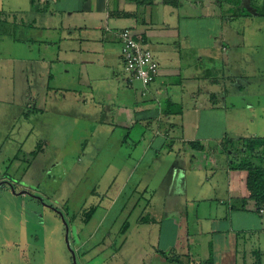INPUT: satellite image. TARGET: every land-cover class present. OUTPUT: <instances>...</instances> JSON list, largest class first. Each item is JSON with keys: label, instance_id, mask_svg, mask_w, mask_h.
<instances>
[{"label": "rangeland", "instance_id": "374dc122", "mask_svg": "<svg viewBox=\"0 0 264 264\" xmlns=\"http://www.w3.org/2000/svg\"><path fill=\"white\" fill-rule=\"evenodd\" d=\"M195 1L198 2L192 0L191 4L178 7L171 3L161 4L160 20L154 28H164L163 24L167 23L175 25L177 17L183 15L186 21H201L198 26L196 23L191 26L190 21L185 25L201 36L199 40H203L202 35L207 32L221 35L215 18L221 15L226 24L228 19L225 16L234 10L235 5L219 0ZM12 3L21 4V0H0V10H6ZM10 19L13 36L29 33L37 37L35 29L16 26L20 23L16 17L11 16ZM100 21L106 25L105 18ZM231 27V33H239L245 44L234 46L232 54L235 59L227 69L255 76L250 77L249 82L242 75L238 76L236 84L225 82L227 86L230 84L229 94L221 99V106L224 114L227 113L224 119L227 128L217 123L210 133L213 137L206 140L194 137L192 124L195 120L199 122L200 118L204 123L202 115L209 112L205 109L210 107L211 100L204 95L189 99L187 93L176 99L184 110L181 114L188 121L185 133L188 137L178 140L180 130L174 128L171 137L166 138L167 157L160 161L163 164L161 168L155 169H150L146 157L142 158L149 138L138 140L141 132L138 125L130 131L129 139L124 135H110L107 139L114 128L108 110L113 107L115 113L122 104L131 106L133 100H140L138 97L145 98L136 90L140 87L139 82L134 83V88L123 82L126 71L118 54L117 37H111V43L117 50L108 58L110 76L95 68L97 71L90 75L89 82L88 79L85 81L88 84L96 81L95 86L99 83L108 92L110 90L106 88L113 83L114 96L97 93L94 89L95 98L93 96L91 100L86 91H77L75 113L63 115L58 110L64 112L62 110L68 107L67 93L62 98L49 95L48 101L53 102L47 105L53 109L44 114L34 110L38 104L32 103L30 97L39 92L45 79L40 74L48 73L56 65L49 57L53 61L56 53L66 57L64 51L56 47L58 41L54 39L46 49L36 43L29 45L28 42L13 40L11 34L5 37L4 32L0 33V74L11 68L15 79L7 83L5 77H0L5 81L0 89V264H74L71 249L76 254V264H151L153 260L154 264H176L175 256L182 257L175 253L177 251L167 249L166 253L158 251V255H154L156 251L149 247L151 243H159L158 235L164 230V225L176 223L180 232V225L185 226V220L189 218V230L195 232L199 224L195 223L194 213L196 210L200 213L202 208L207 217L205 220L215 218L219 221L222 218L229 198L226 195L225 164H220L226 162L225 156L215 151L212 161L209 151L195 150L187 145V140L196 139L214 149L218 135L236 138L264 135V85H259L264 79V34L259 31L260 26L246 17L235 19ZM51 34L55 35V32ZM75 43L79 45L80 41ZM248 43L255 46L248 47ZM93 44L94 41L90 45ZM99 47L97 43L94 51L100 54L102 49ZM150 47L157 56L156 49L161 47L179 49V40L161 35L152 38ZM178 51L183 54L177 61L183 71L182 77L201 76L196 84L202 87L203 92L216 91L218 88L206 83L205 79L222 72V54L216 57L214 49L203 47L197 52L192 50L194 55L184 53V49ZM178 51L175 53L179 54ZM22 53L26 56L24 59L19 57ZM94 56L100 61L103 59L98 54ZM194 57H198V65L193 63ZM42 59L46 62L43 63ZM79 70L77 75H85V66ZM113 71L116 73L114 76ZM26 76L32 79V84L25 82ZM70 85L76 87L77 81ZM219 96L221 98V94ZM84 99H90L88 105L92 103L94 107L90 117L86 110L84 114L79 111L85 106ZM56 100L61 103L57 104ZM157 125L155 122L154 126ZM159 142L160 139L156 138L154 144L159 145ZM136 145L135 151L140 150V164L135 162L138 159L132 151ZM112 146L117 148V153L108 149ZM191 152L196 155V160L191 157ZM174 159L182 161L186 167L189 165L192 171L166 168V164H174ZM99 163L102 168H99ZM187 178L194 179L185 180ZM200 180L204 181L200 183L204 187L203 193L197 191ZM209 185H213L212 188ZM91 206L95 207V212L86 221L85 213ZM141 214L146 219L143 220ZM150 217H155L156 222H152L154 220ZM125 222L129 227L123 233ZM182 243L178 241L177 245L181 247Z\"/></svg>", "mask_w": 264, "mask_h": 264}, {"label": "crops", "instance_id": "0c3cea01", "mask_svg": "<svg viewBox=\"0 0 264 264\" xmlns=\"http://www.w3.org/2000/svg\"><path fill=\"white\" fill-rule=\"evenodd\" d=\"M188 2L191 4L192 0H184L183 5L186 6ZM161 4H165L164 0H142V3H138V0H39L34 4H31L29 0H21V4H10L6 10L11 13L9 15L10 17L13 15V17H16L17 22H20L16 26H20L26 30L35 29L37 37L31 36L29 33H25V35L20 37L13 36L12 32L14 28L12 27L13 24L11 23L10 17L5 18L3 23L5 37L11 34L10 38L13 40L24 41V44L28 42L29 45L36 43L37 46H43V48L45 46L46 49L50 48L52 41L55 39L58 41L56 45L58 50H63V54L66 55L64 57L56 53L55 61L49 57L51 63H56V65H53V68L48 73L45 71L40 74L43 79L45 78L39 87L40 90L36 95H30L32 103L38 104L37 107H34V110L44 114L45 112H49L51 108L53 109V107L47 105L53 102L48 101L49 95L52 94L62 98L63 94L67 93L68 107L62 110L64 112L58 110V113L60 112L63 115L69 114V112L75 113L74 106L77 91H86L91 96V100L93 96L95 98V92L114 96V91L112 90L113 83H109V86L107 85L108 87L106 89L110 90L108 92L99 83L95 86L94 83L96 81L90 84L85 81L88 79L89 82L90 78H92L90 75L97 71L95 68L99 72L107 73L108 75L106 74V76H110L111 65L108 63V58L117 49L120 55V44L115 49V46L111 43V37L113 35L110 34V31L114 32L119 28L130 27L138 37L141 35L142 38H146V42L149 45L153 37L164 35L165 37H173L182 44L189 46V48H185L187 54L194 55L192 50L197 52L198 48L202 49V47L207 50L214 49L216 52L213 54L216 57L222 54L220 58L222 61L223 77L216 82L211 77L205 79L206 83L208 82L218 89L204 93L201 89L202 87L196 84L197 81L202 79L201 76L193 75L182 77L183 71L179 62H177L178 59L180 61L183 55L178 51L180 49H175L179 54H176L175 50L162 47L160 50H158L159 48L156 49V57L160 59V61L158 59L160 64L159 78L154 83L149 84V86L144 87L140 85L139 88H136L137 92L145 95L147 99L140 96L138 97L140 100H133L131 106L122 104L115 113L113 112V107L108 110L111 120L114 121L112 124L114 128L107 139H110V135L111 137H123L124 135L125 138L129 139L130 131L138 125L139 130L141 129L138 140L142 141L146 137L149 138L147 148L142 153V158L146 157L148 166H151L150 169H155V167L161 168L163 164L160 161L167 157L165 145H167L168 140L166 138L171 137V131L174 128L180 130L177 136L178 140H184L188 137L185 134L188 130V121L181 114L184 113V110L179 112L178 108H176L178 105L176 99H181L186 93L189 99H196V97L204 95L205 98L208 97L211 100L209 103L210 107L205 109L209 112L202 115L204 123L200 118L199 122L195 120L192 124L194 126L195 138L198 137L199 139L205 140L206 138L209 139V137L212 138L213 136L211 137L210 133L214 130V126L217 123L226 129L224 119L227 118V113L224 114L223 112L219 94L222 95L224 93L225 95V82H228L229 80L227 78L232 75L230 73L231 69L227 68L229 63L233 64V59L235 58L232 54V49H234L236 44L238 45L234 33H231V26L234 22L231 21L224 24L221 17L215 18V24L219 28L221 35H214L211 32H207L202 35L203 40H199L198 37L201 36H198L196 32L191 31V28L185 25L190 21L192 23L191 26H193V23H196L198 26L201 24V21L196 19L186 21V17L183 15L177 17L175 25L167 23L163 24L165 26L164 28L160 26L154 28L160 20L159 10L161 9ZM104 8L106 9L105 11H103ZM103 18L107 20L105 26L100 21ZM254 20H257L261 24L262 18ZM182 25L184 26L181 28ZM65 28L66 30H64ZM225 28L228 30L225 31ZM48 29L52 31H46ZM52 32H55V35L51 34ZM56 32H59V34ZM189 33L193 35L189 36ZM237 35L240 36L239 34ZM230 36H233V43H231ZM77 40L80 41L79 45L75 43ZM93 41L94 44L91 46L90 44ZM97 43H99V48L102 49L100 50V54L94 51ZM94 54H98L100 57L102 56V61L94 56ZM82 56L84 57L83 60L81 59ZM19 57L24 59L26 56L22 53ZM197 58H193V63H198ZM10 59L12 57L9 54ZM45 62L43 61V63ZM81 66H85V75L83 76L80 73L79 75L76 74L80 71L79 68ZM49 75L53 76L50 77V80ZM0 77H5L4 80L7 83L8 81L15 80L11 68L4 70V74H0ZM24 78L26 83L32 84V79H28L27 76ZM75 80L77 81V86L73 87L70 84ZM5 81L0 79V89L5 84ZM134 87L132 85L129 88ZM94 89L96 91L93 94L92 91ZM222 90L223 92H221ZM88 100L90 99L84 100L85 106L80 107L79 111L83 113L86 110V115L90 117L94 112V107L92 103L88 105ZM168 100L169 102H173L174 105H170ZM56 101L57 104L61 103L60 100ZM108 103L111 105L109 101ZM74 115V118L77 119L76 114ZM209 121L212 123H209ZM155 122L158 123L156 127L154 126ZM123 123L127 124V126L125 127ZM219 136L215 138H221ZM156 138L160 139L159 145L154 144ZM137 141L136 144H138ZM137 146L133 147L134 150L132 149V151L138 159L140 150L135 151ZM108 149L114 153L118 152L114 146ZM191 157L196 160V155L192 152ZM157 161H159L158 164ZM135 162L140 164L141 160L138 159ZM166 165V168H170L173 171L184 169L189 172L192 171L189 165L186 167L185 163L177 159H174L173 165H171V162ZM98 166L99 168L103 167L100 163ZM188 179L194 178H187L185 180ZM203 182V180H200L197 186L199 193H203L204 191V187L200 184ZM212 186L209 185L211 188ZM226 191H228L226 195L229 196L228 207L227 211L222 215V218H219V221H216L215 218L212 221L210 219L208 221L205 220L207 217L202 208L200 213L196 210L194 213L195 217L193 216L196 219L195 223L199 224L198 228H195V232H190L189 230V218L185 220V226L180 225V232L176 223L165 224L164 230L160 231L158 235L159 243H151L149 246L156 251L154 255H158V251L166 253L167 249H170V251H177L175 253H179L184 257L187 256L191 264H205L208 259L212 260V264H264V213L261 215L253 210L232 208L234 196L230 194L229 186ZM149 203L150 201L146 202L147 206ZM141 215L143 216V220L146 219L143 214ZM150 218L154 220L152 222H156L155 217ZM137 221L140 220L137 219ZM206 222L209 223L206 224L205 228ZM193 226L192 224L191 228ZM178 241L183 242L181 247L177 245ZM154 263L155 261L153 260L151 264Z\"/></svg>", "mask_w": 264, "mask_h": 264}, {"label": "trees", "instance_id": "16d2710c", "mask_svg": "<svg viewBox=\"0 0 264 264\" xmlns=\"http://www.w3.org/2000/svg\"><path fill=\"white\" fill-rule=\"evenodd\" d=\"M39 0H29L31 4L37 3ZM194 2H198L193 0ZM203 0H200V2ZM228 2L230 5L234 4L235 8L233 11L230 13H227L225 16L228 20L227 22H231L235 19H240L241 17H246L249 18L250 20H253L254 24L258 27L259 31L264 34V0H219V2ZM165 3H171L173 6H180L183 5L184 0H164ZM138 3H142V0H138ZM189 3V2H188ZM248 5V6H247ZM246 7V8H245ZM249 8V9H247ZM11 13L7 10H0V33H3L2 30H4V20L5 18H9ZM13 16V15H12ZM219 17L224 21L223 17L218 14ZM257 18H262L261 24L254 19ZM257 24H256V23ZM119 28L118 30L110 31V33L117 37L119 40L120 44V57L122 59V48H123V43L121 40L120 33L122 32L121 30L124 29ZM131 33V36L133 39L142 47V49L145 52H150L151 56L153 58V61L156 63V66L160 70V64L158 61V58L155 56L153 49L150 47L148 42H146V38H142L141 35L139 37L134 33V31L130 28L127 27ZM106 29V27H105ZM252 32V30H251ZM237 34L239 33H234L235 39H237L238 44L244 45L245 42L242 39V36H238ZM237 36V37H236ZM233 37V36H232ZM234 42V39L232 40L231 43ZM264 44V43H263ZM248 47L255 46V44L248 43ZM185 47L189 48V46L183 45L181 42H179V49H184L185 53ZM123 66L125 69V64L123 62ZM126 71V69H125ZM232 74L230 77L227 79L229 80L228 82H236L238 81V76L242 75L245 76V79L247 82L251 81L250 77H254L255 74L248 76V74H243L242 73H233L230 71ZM264 75V72H263ZM160 76V73H157L156 75L153 74L152 79L149 84H152L158 79ZM50 77H53L49 75V80ZM223 77V69L222 72L217 75V76H212L211 78L214 79V81H218ZM125 79V82L128 86L134 85L135 82H139L141 86H144L143 83L140 80H130L128 79V74L126 72V75L123 77ZM130 78V77H129ZM213 81V82H214ZM149 84L145 85L149 86ZM226 89H225V95L224 93L221 95V98H224V96H228L229 94V89L227 84ZM259 85H264V79L260 81ZM243 86V85H241ZM146 89V88H144ZM82 91V90H81ZM81 91H78L81 93ZM86 100V99H84ZM169 102V100H168ZM169 104L174 105L173 102H169ZM213 104V103H212ZM168 105V104H167ZM176 106V104H175ZM179 112L182 110L179 105H177ZM151 123V122H149ZM125 127L127 124L123 123ZM120 126V125H119ZM92 137V135H90ZM187 145H190L191 148L195 150H205L206 152L209 151L212 155H210L211 159L213 160V154L216 151L219 154H222L225 156V161L224 163L220 164H225V170L227 171L228 175V186H229V191L232 192L234 195V200L232 203V208L234 209H243V210H253L259 214L264 213V135L262 136H239V137H233V136H223L221 138H218V141H216V145L214 149L211 147L205 146L201 141L196 140V139H189L187 140ZM4 182L5 181H1ZM95 212V207L91 206L87 211H86V221L91 218L92 214ZM73 216L71 217L72 220ZM123 232L127 229L128 227V222H125L123 224ZM67 230V227H66ZM71 254H72V261H73V254L76 258V254L74 250L71 249ZM181 258H185L187 261H182ZM172 259V258H170ZM176 264H191L188 260V257L184 256H175L174 258ZM212 260L208 259L205 264H212Z\"/></svg>", "mask_w": 264, "mask_h": 264}, {"label": "built area", "instance_id": "2783aa9c", "mask_svg": "<svg viewBox=\"0 0 264 264\" xmlns=\"http://www.w3.org/2000/svg\"><path fill=\"white\" fill-rule=\"evenodd\" d=\"M121 40L123 43L122 59L128 74V79L140 80L143 85L149 84L153 74L160 73L159 68L153 61L150 52H145L142 47L133 39L129 29L121 30ZM130 77V78H129Z\"/></svg>", "mask_w": 264, "mask_h": 264}, {"label": "water", "instance_id": "95a60500", "mask_svg": "<svg viewBox=\"0 0 264 264\" xmlns=\"http://www.w3.org/2000/svg\"><path fill=\"white\" fill-rule=\"evenodd\" d=\"M73 262H74V264H76V258L74 256V254H73Z\"/></svg>", "mask_w": 264, "mask_h": 264}]
</instances>
